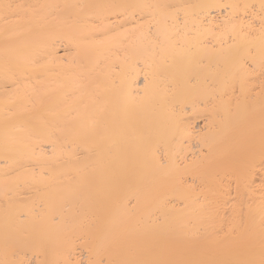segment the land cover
Here are the masks:
<instances>
[{
  "label": "bare ground",
  "instance_id": "6f19581e",
  "mask_svg": "<svg viewBox=\"0 0 264 264\" xmlns=\"http://www.w3.org/2000/svg\"><path fill=\"white\" fill-rule=\"evenodd\" d=\"M0 264H264V0H0Z\"/></svg>",
  "mask_w": 264,
  "mask_h": 264
},
{
  "label": "rangeland",
  "instance_id": "374dc122",
  "mask_svg": "<svg viewBox=\"0 0 264 264\" xmlns=\"http://www.w3.org/2000/svg\"><path fill=\"white\" fill-rule=\"evenodd\" d=\"M197 122L200 124V125H199L198 123L196 124L197 129L199 128V129L201 130L202 127H203V126H202V125H203V120L201 119V120H198ZM199 129H198L197 131H200Z\"/></svg>",
  "mask_w": 264,
  "mask_h": 264
}]
</instances>
